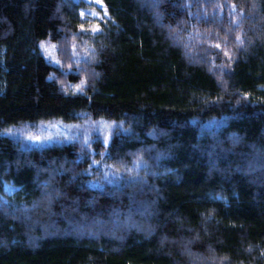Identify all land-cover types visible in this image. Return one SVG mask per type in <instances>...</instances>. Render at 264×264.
<instances>
[{"label": "trees", "instance_id": "1", "mask_svg": "<svg viewBox=\"0 0 264 264\" xmlns=\"http://www.w3.org/2000/svg\"><path fill=\"white\" fill-rule=\"evenodd\" d=\"M102 3L96 21L82 0H0V129L124 127L107 146L0 134V264H264V0ZM100 156L120 183L86 184Z\"/></svg>", "mask_w": 264, "mask_h": 264}, {"label": "rangeland", "instance_id": "2", "mask_svg": "<svg viewBox=\"0 0 264 264\" xmlns=\"http://www.w3.org/2000/svg\"><path fill=\"white\" fill-rule=\"evenodd\" d=\"M88 6L82 9L81 15L89 20H101L106 17L103 3L97 0H82ZM97 26L90 29L96 30ZM40 52L53 65L57 64L56 47L49 40H40L38 44ZM86 44L75 46L74 55L77 60L81 59L86 52ZM81 84L74 87L80 90ZM218 123L210 122L203 124L202 128L216 127ZM212 126V127H211ZM124 130L119 121L105 118H90L81 114L75 121H62L60 119H49L38 121L35 124L25 123L0 129V134L12 137L20 142L22 146L44 148L53 145H61L81 137L87 143L99 142L107 146L113 130ZM86 184L104 188L121 182L123 175L120 171L112 169L103 156L95 158L87 169Z\"/></svg>", "mask_w": 264, "mask_h": 264}, {"label": "snow or ice", "instance_id": "3", "mask_svg": "<svg viewBox=\"0 0 264 264\" xmlns=\"http://www.w3.org/2000/svg\"><path fill=\"white\" fill-rule=\"evenodd\" d=\"M98 3H102V0H97ZM83 28V25L81 26ZM219 47V45H217Z\"/></svg>", "mask_w": 264, "mask_h": 264}]
</instances>
